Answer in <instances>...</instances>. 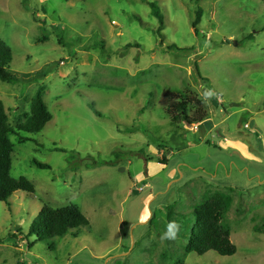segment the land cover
I'll return each instance as SVG.
<instances>
[{"label": "rangeland", "instance_id": "obj_1", "mask_svg": "<svg viewBox=\"0 0 264 264\" xmlns=\"http://www.w3.org/2000/svg\"><path fill=\"white\" fill-rule=\"evenodd\" d=\"M0 40L17 78L0 81L10 126L40 88L52 115L10 136V175L34 193L0 203V264H264L261 0H0ZM165 93L200 99L207 121L173 126ZM215 193L232 198L236 253L185 254L193 209ZM44 205H75L89 225L25 240Z\"/></svg>", "mask_w": 264, "mask_h": 264}, {"label": "trees", "instance_id": "obj_2", "mask_svg": "<svg viewBox=\"0 0 264 264\" xmlns=\"http://www.w3.org/2000/svg\"><path fill=\"white\" fill-rule=\"evenodd\" d=\"M63 1L69 2L73 0ZM261 1L264 4V0ZM149 7L151 15L158 21V32H160L164 25L163 15L155 3H149ZM200 18L201 11L198 10L193 27L198 24ZM43 40H46V38H43ZM11 60V49L0 40V81L3 83L13 84L17 81L16 75L9 68ZM164 100L165 112L175 127L180 125L195 126L208 119V115L204 111L203 102L191 94L184 96L165 93ZM89 106L96 116H101L95 110L94 104ZM51 119L52 115L43 100L42 88L38 89L32 97L29 113L25 115L24 122L14 128L8 123L4 105L0 101V203H8L11 196L17 191L28 194L34 193V186L27 179H13L10 175L11 154L13 151L10 136L17 133L37 134L42 131ZM27 140L25 137H18L19 143ZM33 164L41 170L50 169L48 165L35 160ZM231 204L232 198L230 196L223 193H215L193 209L194 222L184 247L185 254L194 253L202 256L209 251H213L220 256L231 257L236 253V248L230 241V228L223 224L224 215L230 209ZM171 216L172 210L168 208L167 222L170 227H173ZM88 225L86 217L75 205H67L62 208H51L44 205L31 222L25 240L33 236L39 242L52 240ZM175 233L176 235L178 234L176 231Z\"/></svg>", "mask_w": 264, "mask_h": 264}, {"label": "water", "instance_id": "obj_3", "mask_svg": "<svg viewBox=\"0 0 264 264\" xmlns=\"http://www.w3.org/2000/svg\"><path fill=\"white\" fill-rule=\"evenodd\" d=\"M186 127L194 129L193 126H186Z\"/></svg>", "mask_w": 264, "mask_h": 264}, {"label": "crops", "instance_id": "obj_4", "mask_svg": "<svg viewBox=\"0 0 264 264\" xmlns=\"http://www.w3.org/2000/svg\"><path fill=\"white\" fill-rule=\"evenodd\" d=\"M259 147H261V145H259Z\"/></svg>", "mask_w": 264, "mask_h": 264}]
</instances>
